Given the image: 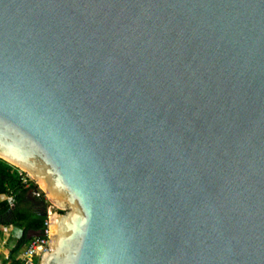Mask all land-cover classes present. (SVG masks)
I'll use <instances>...</instances> for the list:
<instances>
[{
	"label": "water",
	"instance_id": "obj_1",
	"mask_svg": "<svg viewBox=\"0 0 264 264\" xmlns=\"http://www.w3.org/2000/svg\"><path fill=\"white\" fill-rule=\"evenodd\" d=\"M0 157L37 264H264V0H0Z\"/></svg>",
	"mask_w": 264,
	"mask_h": 264
},
{
	"label": "trees",
	"instance_id": "obj_2",
	"mask_svg": "<svg viewBox=\"0 0 264 264\" xmlns=\"http://www.w3.org/2000/svg\"><path fill=\"white\" fill-rule=\"evenodd\" d=\"M20 170L13 163L0 157V225L12 224L21 230L15 243V250L25 247L33 236H26L27 231L39 235L44 227L46 207L44 196L33 194L37 189L36 183L29 180L22 183ZM37 264V256L33 257ZM14 260L11 264H18Z\"/></svg>",
	"mask_w": 264,
	"mask_h": 264
},
{
	"label": "built area",
	"instance_id": "obj_3",
	"mask_svg": "<svg viewBox=\"0 0 264 264\" xmlns=\"http://www.w3.org/2000/svg\"><path fill=\"white\" fill-rule=\"evenodd\" d=\"M20 173H22L21 180L24 185H26L29 180L33 181V179L30 178V176L26 174L25 172L20 170ZM40 193H42V191L39 188L33 191V194L35 196H38ZM52 211H53V206L47 205L46 218L43 221L44 227L42 229V232L39 235L33 236L29 240L24 250L20 253V259L18 260L19 262L18 264H35L33 262V257L34 256L38 257V255L46 248V244L48 242L47 235H48V231H50V228H48V225H50L48 224V219H50V215L52 214Z\"/></svg>",
	"mask_w": 264,
	"mask_h": 264
},
{
	"label": "crops",
	"instance_id": "obj_4",
	"mask_svg": "<svg viewBox=\"0 0 264 264\" xmlns=\"http://www.w3.org/2000/svg\"><path fill=\"white\" fill-rule=\"evenodd\" d=\"M21 234V230L12 225H0V264H11L20 259L22 249L15 250V243ZM26 236H35L32 231H27Z\"/></svg>",
	"mask_w": 264,
	"mask_h": 264
},
{
	"label": "rangeland",
	"instance_id": "obj_5",
	"mask_svg": "<svg viewBox=\"0 0 264 264\" xmlns=\"http://www.w3.org/2000/svg\"><path fill=\"white\" fill-rule=\"evenodd\" d=\"M44 199H45V197H44ZM45 201H46V199H45ZM48 203V205H51V203L50 202H47ZM52 209V208H51ZM53 210H55V208L53 207ZM26 247V246H25ZM25 247H22V248H20V249H22V251L24 250V248ZM34 260V259H33Z\"/></svg>",
	"mask_w": 264,
	"mask_h": 264
},
{
	"label": "bare ground",
	"instance_id": "obj_6",
	"mask_svg": "<svg viewBox=\"0 0 264 264\" xmlns=\"http://www.w3.org/2000/svg\"><path fill=\"white\" fill-rule=\"evenodd\" d=\"M30 178H32V177L30 176Z\"/></svg>",
	"mask_w": 264,
	"mask_h": 264
}]
</instances>
